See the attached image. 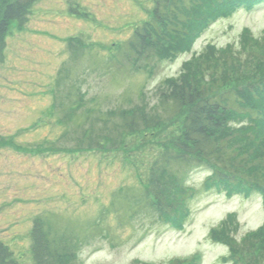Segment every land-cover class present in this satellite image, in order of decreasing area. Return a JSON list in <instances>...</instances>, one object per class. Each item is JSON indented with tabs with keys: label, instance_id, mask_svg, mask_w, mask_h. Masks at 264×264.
<instances>
[{
	"label": "rangeland",
	"instance_id": "1",
	"mask_svg": "<svg viewBox=\"0 0 264 264\" xmlns=\"http://www.w3.org/2000/svg\"><path fill=\"white\" fill-rule=\"evenodd\" d=\"M13 1L0 0V8ZM214 1L36 0L25 21L12 22L0 53V242L15 261L35 264L32 233L42 220L51 241L74 248L73 264H180L194 256L198 264H264V233L243 246L264 225V179L257 168L245 169L252 156L264 173V143L240 118L250 104L238 102L249 84L261 89L264 80V2L218 19L190 46ZM149 21L157 45L141 55L136 31ZM180 43L190 47L161 56ZM230 48V60L218 53ZM186 74L240 111L233 129L243 120L248 129L225 136L222 157L212 155L211 163L176 165L186 196L195 194L185 203L184 228L175 230L154 212L147 175L161 151L182 144L185 113L172 101L164 113L157 108L161 118L153 109L162 106L160 87ZM142 108L151 124L163 120L160 126L124 130L120 140L93 136L94 147L87 142L93 122L99 131L121 122L113 113ZM215 173L239 191L205 190ZM249 186L261 190L248 193ZM171 191L178 212L182 198ZM228 219L226 232L213 234Z\"/></svg>",
	"mask_w": 264,
	"mask_h": 264
},
{
	"label": "trees",
	"instance_id": "2",
	"mask_svg": "<svg viewBox=\"0 0 264 264\" xmlns=\"http://www.w3.org/2000/svg\"><path fill=\"white\" fill-rule=\"evenodd\" d=\"M35 1L36 0H15L12 3L6 4L5 7L3 6V8H0V53L5 46V38L11 28L12 22L25 21L30 13L32 3ZM214 2L212 8L209 9L204 18L199 20L200 22L198 24V28L195 30L196 33L189 41L190 46L195 44L196 39L200 37L211 24L215 23L217 19L228 17L233 12L237 11L238 8H245L248 10L253 9L254 7L262 5L264 0H215ZM200 7L201 5H197V8ZM146 23L147 24H144L143 30L141 31L142 34L139 30L136 31V38L139 40V45L136 47V51L141 55H144V49H146L147 46L148 48L155 49L154 45H157L153 43V21ZM244 33L250 34L247 29ZM185 46L190 47L187 43H180L177 48L176 46L169 49L163 48L161 49V56L174 58L176 56V51L179 48L182 49L178 53L188 49L187 47L185 48ZM214 50V47H210V53ZM218 51V53H221L222 55L230 53L228 60L235 57L231 48L229 50L218 49ZM202 57L204 58L203 55H199L198 59ZM253 76H255V78L258 77V75ZM263 76L264 68L262 72L259 73V81L263 78ZM249 85L250 86L246 92L247 95L246 93L239 94V98L241 100L238 99V102L242 103L245 101L246 104H250L251 107L250 111L243 113L226 108L225 104L221 100H216L215 95L208 92L209 86H202L199 82H197L196 78L194 79L193 76L187 74L186 76H179L176 80H167L164 87H160L159 98L162 106L158 105L153 109L155 114L153 118H161V112L159 114V110L157 111V108L162 109V113H164L166 104H171V101L172 104H174L172 107L185 113L183 116L184 122L180 128L182 144L176 146V149L161 151L148 167L147 183L150 194L153 197V203H151V206L154 209V212L158 215L159 219H162L164 223L170 224L175 228L182 229L185 224V219L188 216L189 209L185 208V203L189 200L188 198H192L195 194V192H193L186 196L187 191L184 189L188 188L184 187L185 180L184 178L181 179V176H179L176 165L180 164L190 167L192 163L197 164L192 166V168H190L191 170L201 166L199 165V163L201 164V161H205L208 164L211 163L210 159L212 155L221 156L224 150V148L221 147L222 142L225 144L223 141L224 137L236 135L239 130L243 131L242 129L244 128L248 129L244 120L242 122V129H233L234 127L232 123L235 122L233 117L236 113L239 114L240 112V118L243 119V117H247L251 121L250 127L258 129L259 135L257 140L260 143H264V80L260 84L261 89L255 88L254 85ZM142 111L144 112L143 108L142 110L136 109L132 111L131 115H126L121 111L120 116H116L117 113H111L113 115L112 118L120 117L121 122H112V126H105L104 129L99 131L96 130L95 122H93V125L90 127L91 136L87 138V142H89L91 147H94V144L91 142L95 139L93 136L97 139L107 137L110 138V140H114L118 137L120 140L124 130L129 133H134L144 129L141 128L142 126L146 129H154L160 126L163 122V120L158 119L157 125L151 124L152 120H148L147 117H144ZM69 115L70 112L66 116L68 117ZM80 137H86V134L83 133ZM79 144L82 145L81 141H79ZM226 145H229V143L226 142ZM260 156H258V154L256 155V157ZM251 157L249 156L246 159L245 162L247 163V168L245 169H248L250 172L249 167H252L251 171L257 168L258 176H262L264 179V173L262 174L259 172L258 167ZM218 174L213 177L210 181L211 183H208L210 186H206L205 190H211L216 187L221 191V188L225 187L228 189L230 193L229 195L236 194L237 191H239V188H236V184L231 183L230 180L225 181L224 178H227V175ZM171 186L178 190L176 193H178L180 198H182L181 201L177 202V204L180 205V210H178V212H175V204L173 205L174 193L171 191ZM256 189V186H249L246 190L248 193L261 190ZM261 193L264 196L263 190ZM176 201L177 200H175V202ZM227 222H229V219L219 228L215 229L213 234L226 232V228L228 227ZM44 226L45 223L42 220H37L32 233L33 257L35 264H73V262H76V254L74 248L71 247V244L69 242L65 243V240H59L58 242L51 241L48 238ZM262 233H264V225H262L259 230L251 232L246 238H243V246H252L254 244L252 242H254L255 238L259 237V234L261 235ZM62 238L66 239L68 237L64 236ZM198 261L199 258L194 256L192 259L180 261V264H198ZM178 262L175 261L170 264H179ZM0 264H19V262L12 258V252H10L8 247L1 242Z\"/></svg>",
	"mask_w": 264,
	"mask_h": 264
}]
</instances>
